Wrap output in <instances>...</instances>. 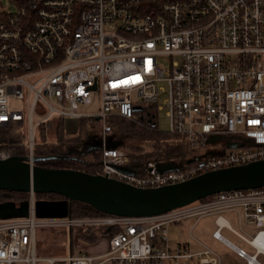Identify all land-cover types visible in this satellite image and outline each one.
Here are the masks:
<instances>
[{
  "label": "built area",
  "instance_id": "1",
  "mask_svg": "<svg viewBox=\"0 0 264 264\" xmlns=\"http://www.w3.org/2000/svg\"><path fill=\"white\" fill-rule=\"evenodd\" d=\"M23 110H12V100ZM183 137L190 164L144 176L113 139L111 119L159 126ZM90 120L99 126L103 175L137 188L157 189L204 173L264 160V0H9L0 3V131L23 121L34 164L35 133L54 119ZM164 132V131H163ZM94 135V134H93ZM224 138L217 155L202 151ZM92 140V141H93ZM91 141V142H92ZM236 143L237 146H229ZM3 147V148H1ZM98 150V149H95ZM0 142V160L13 157ZM134 168L127 174L122 168ZM26 218L0 220V264L50 263L37 253L38 229H83L108 239L104 255H76L69 264H221L193 235L204 217H217L213 238L248 264L264 256L254 242L264 233V187L221 192L159 216L46 218L35 196ZM234 213L240 231L218 224ZM190 219L191 243L170 245L169 227ZM227 228L255 248L250 254L221 234ZM253 228L255 236L246 229ZM60 260V261H61Z\"/></svg>",
  "mask_w": 264,
  "mask_h": 264
},
{
  "label": "water",
  "instance_id": "2",
  "mask_svg": "<svg viewBox=\"0 0 264 264\" xmlns=\"http://www.w3.org/2000/svg\"><path fill=\"white\" fill-rule=\"evenodd\" d=\"M217 140L220 138L210 139L213 143ZM102 144L101 140L91 150L101 149ZM106 146L116 148L119 143L106 142ZM229 146L237 145L231 143ZM33 161L31 165L29 157L17 155L1 159L0 191L62 195L64 198L59 201H36V216L40 219L69 217V207L74 201L90 205L110 216H159L221 192L264 187V160L204 173L187 182L157 189L137 188L103 174H87L74 169H43L35 165L38 159L34 158ZM173 168L170 164H160L158 170L171 171ZM121 170L127 174L133 173L126 168ZM29 206L28 201L18 206L12 202L2 203L0 220L26 218L30 214Z\"/></svg>",
  "mask_w": 264,
  "mask_h": 264
},
{
  "label": "trees",
  "instance_id": "3",
  "mask_svg": "<svg viewBox=\"0 0 264 264\" xmlns=\"http://www.w3.org/2000/svg\"><path fill=\"white\" fill-rule=\"evenodd\" d=\"M65 121L58 118L38 126L34 137V152L35 158L39 161L35 162V165L43 169H74L87 174H102V151L99 149L82 151L81 147L85 141L78 135L85 132L86 123L96 122L87 119L76 121L79 125L78 133L70 134ZM109 121L113 126L114 136H118L119 145L127 153L129 164L136 168L139 176L145 175L147 163L151 161L159 164L173 165L175 163L184 168L190 164L193 150L183 137L167 134L148 122L143 124L121 118ZM27 133L25 122L17 121L0 131V142L4 143V147L14 155L26 157L28 155L25 147ZM36 195L38 199L49 201H59L64 198L57 194ZM28 197L27 193L0 191L1 200L9 199L15 203H23ZM69 209V216L72 219L110 216L79 201H74ZM78 237L87 242L100 238L85 233L79 234ZM59 251L61 254L64 253L65 247Z\"/></svg>",
  "mask_w": 264,
  "mask_h": 264
},
{
  "label": "rangeland",
  "instance_id": "4",
  "mask_svg": "<svg viewBox=\"0 0 264 264\" xmlns=\"http://www.w3.org/2000/svg\"><path fill=\"white\" fill-rule=\"evenodd\" d=\"M0 3L3 6H7L9 4V0H0ZM23 102L19 100H12L11 102V109L14 110H23ZM66 126L68 128V131L72 133H78V122L75 120H66ZM159 126L160 129L164 132H167L169 130V120L167 119L164 112L159 114ZM94 133V135H93ZM100 134L99 126L96 123H86L85 126V132L82 134H78L82 138H84V144L81 147L82 151H89L93 149V145L97 144L98 141L94 143V137ZM77 135V134H76ZM91 136V137H90ZM118 137V136H117ZM116 136L113 137V139H118ZM93 140V141H92ZM92 141V142H91ZM107 142H110L112 144H116L117 142L112 141L109 139ZM93 143V144H91ZM226 143V140L224 138L217 140V142H214L211 144L210 148H206L202 151V153L205 155L206 153L211 155H217L218 153H221L225 150L224 147H222L223 144ZM99 146V145H98ZM96 147V146H95ZM12 153V152H11ZM194 154V152H193ZM192 154V155H193ZM14 155V153H13ZM15 156V155H14ZM27 157V156H26ZM33 192V191H32ZM31 193V192H30ZM29 193V194H30ZM28 194V199L26 201L31 200V196ZM35 200H41L38 199L37 195L34 193ZM21 204V203H17ZM223 218L226 219L229 223V225L232 228H235L240 231L238 220L236 219V215L234 213H227L223 214ZM215 216L205 217L204 219H201V221L197 224L195 227V230L193 231V235L201 240L204 244H206L208 247L213 249L221 258L222 262H228L229 264H247L246 261L243 259L236 257L235 251L231 250L230 248H227L224 244L221 242L216 241L213 238V232L217 229L215 220ZM196 222L194 219H190L188 221H183L180 224L172 225L169 227L168 235L170 236V245L175 246L176 244L185 243V242H192L191 248L196 251L198 250V246L196 243L192 240V235H190V228L193 226V224ZM79 228H76L73 230L72 238L73 239V248L71 249V238L69 237L68 229H38L36 232V239H37V253L41 254L42 256H50V257H57L58 255H61L59 253L61 248L65 247V251L63 255H71L72 251H77L78 247H81L83 245H90L86 241L77 238L79 234H82L84 232L80 233ZM83 230V229H82ZM251 232V236L249 238H252L255 236L256 233H254L253 228L246 229ZM87 234V233H85ZM221 234L226 237L232 244H235L236 246L243 248L250 254L255 253V248L251 247L250 245L245 244L244 242H241L239 238L230 232L227 228L223 229L221 231ZM261 261L264 262V256H260L259 258ZM39 264H46V263H39Z\"/></svg>",
  "mask_w": 264,
  "mask_h": 264
},
{
  "label": "crops",
  "instance_id": "5",
  "mask_svg": "<svg viewBox=\"0 0 264 264\" xmlns=\"http://www.w3.org/2000/svg\"><path fill=\"white\" fill-rule=\"evenodd\" d=\"M126 169L128 171H130V172L131 171L132 172H135L134 171V168H132V167L131 168H126ZM215 220L217 221V217H216ZM216 221H215V223H216ZM218 224H221L222 226H230L229 223H228V221L226 219H224L223 216L221 218H219ZM216 226H217V224H216ZM194 230H195V228H194ZM81 232H82V230H80V233ZM67 234H69V237L71 238L72 244H71L70 247L72 249L73 248V239H74V238H72L73 231L72 230H69ZM87 234H93V235L98 236L100 238H98L97 240L90 241V242H87L86 241L87 243H89V244L91 243V244L90 245L87 244V245H83L81 247H78L77 251H75V252L71 250L72 254L71 255H68V256L63 255V253H62L61 255H58L57 257H50V256L45 257V256H42L39 253V256L42 257L43 259H46L47 260L48 258H50V259H55L56 260V261H54L52 263H50L48 261H42V262H39V263H46V264H69L68 261H64V260H61V259H67V258H70V257H76V255H90L91 254V255H94V256H99V255H104L105 253L108 252L107 251V249H108V239L105 236H99L94 231H89V232H87ZM77 238H79V237L77 236ZM79 239H81V238H79ZM185 243H191V241L185 242ZM235 255H236V257L238 256L236 252H235ZM259 261L261 262V264H264V262L261 261L260 259H259ZM220 263L221 264H229L228 262H222L221 258H220Z\"/></svg>",
  "mask_w": 264,
  "mask_h": 264
},
{
  "label": "bare ground",
  "instance_id": "6",
  "mask_svg": "<svg viewBox=\"0 0 264 264\" xmlns=\"http://www.w3.org/2000/svg\"><path fill=\"white\" fill-rule=\"evenodd\" d=\"M254 244L261 249L264 250V233H262L254 242Z\"/></svg>",
  "mask_w": 264,
  "mask_h": 264
},
{
  "label": "flooded vegetation",
  "instance_id": "7",
  "mask_svg": "<svg viewBox=\"0 0 264 264\" xmlns=\"http://www.w3.org/2000/svg\"><path fill=\"white\" fill-rule=\"evenodd\" d=\"M10 202H12V203H15L14 201H12V200H9V199H6V200H1L0 199V204H2V203H10ZM17 206L19 205V204H17V203H15Z\"/></svg>",
  "mask_w": 264,
  "mask_h": 264
}]
</instances>
